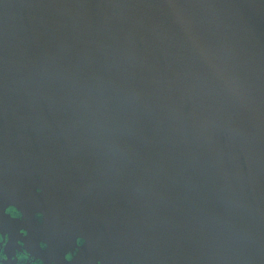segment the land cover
I'll use <instances>...</instances> for the list:
<instances>
[{
    "label": "water",
    "instance_id": "1",
    "mask_svg": "<svg viewBox=\"0 0 264 264\" xmlns=\"http://www.w3.org/2000/svg\"><path fill=\"white\" fill-rule=\"evenodd\" d=\"M0 235L264 264V0H0Z\"/></svg>",
    "mask_w": 264,
    "mask_h": 264
},
{
    "label": "clouds",
    "instance_id": "2",
    "mask_svg": "<svg viewBox=\"0 0 264 264\" xmlns=\"http://www.w3.org/2000/svg\"><path fill=\"white\" fill-rule=\"evenodd\" d=\"M10 209L15 210L16 211V214L10 215L9 214V210ZM7 214L10 215L12 218H19L20 217V213L15 208H11V207L7 209ZM38 218H40L39 217V214H38ZM22 235H26V233H22ZM0 242L6 244L7 243V237L0 238ZM84 243H85V241L83 239H77L76 240V244H77L78 247L79 246H82ZM45 247H46L45 244H41V248H45ZM25 254L26 255H24V258L23 259H27L28 258L27 253H25ZM6 259H7V257H5V256L2 257V260H6ZM16 259L22 260L21 259V255L18 254L17 257H16ZM72 259H73V254H68V255L65 256V260L68 261L69 264L72 261ZM35 264H40V262L39 261H36ZM98 264H99V262H98Z\"/></svg>",
    "mask_w": 264,
    "mask_h": 264
},
{
    "label": "flooded vegetation",
    "instance_id": "3",
    "mask_svg": "<svg viewBox=\"0 0 264 264\" xmlns=\"http://www.w3.org/2000/svg\"><path fill=\"white\" fill-rule=\"evenodd\" d=\"M0 238H3V237L0 235ZM7 245H8V241H7L6 244L0 242V263L35 264L36 261L33 260L30 256H28V257H30V259L29 258L23 259L24 255H26L24 252L21 255V259L22 260L16 259L17 255H14L13 257L9 256L6 253ZM3 256L7 257V259L6 260H2Z\"/></svg>",
    "mask_w": 264,
    "mask_h": 264
}]
</instances>
